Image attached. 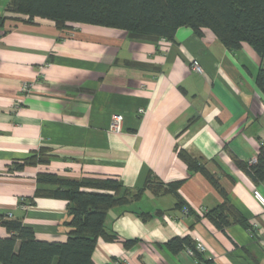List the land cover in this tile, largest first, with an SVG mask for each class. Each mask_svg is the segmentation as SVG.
<instances>
[{
	"label": "crops",
	"instance_id": "obj_1",
	"mask_svg": "<svg viewBox=\"0 0 264 264\" xmlns=\"http://www.w3.org/2000/svg\"><path fill=\"white\" fill-rule=\"evenodd\" d=\"M7 2L0 0V216L20 219L38 240L63 242L67 201L35 195L47 187L38 173L116 178L131 190L149 180L164 186L107 210L105 230L117 239L98 237L94 264H264V208L252 195L264 197V178L241 167L264 148V94L255 84L264 54L246 42L228 50L206 27L180 26L170 39L78 22L60 30L6 12ZM114 113L123 117L119 131L109 129ZM180 150L204 165L248 228H219L206 216L224 195L188 170ZM34 154L41 159L8 169ZM174 182L175 192L167 189ZM173 237L205 250L173 252L165 245Z\"/></svg>",
	"mask_w": 264,
	"mask_h": 264
},
{
	"label": "trees",
	"instance_id": "obj_2",
	"mask_svg": "<svg viewBox=\"0 0 264 264\" xmlns=\"http://www.w3.org/2000/svg\"><path fill=\"white\" fill-rule=\"evenodd\" d=\"M5 11L28 19H48L60 30L69 23H88L126 30L132 38L145 36L172 38L180 26L195 32L209 28L228 50L248 43L260 56L264 54V0H8ZM6 16H1V19ZM255 84L264 94V63L255 75ZM190 172H200L224 195V200L206 216L222 228L237 221L248 228L246 220L228 203L216 179L197 159L178 151ZM41 155H31L8 169L35 163ZM43 160V159H42ZM254 180L264 178V148L255 163L241 164ZM35 195H46L67 201L66 240L36 239L33 229L20 219L0 216V225L8 233L0 237V264H94L92 252L98 237L117 239L105 230L104 219L109 208L137 199L144 187H161L146 180L144 187L131 190L116 178H69L53 173H38ZM180 182L167 187L175 192ZM191 211V210H190ZM133 240H126L128 245ZM165 245L173 252L183 247L195 250L188 237H173Z\"/></svg>",
	"mask_w": 264,
	"mask_h": 264
},
{
	"label": "built area",
	"instance_id": "obj_3",
	"mask_svg": "<svg viewBox=\"0 0 264 264\" xmlns=\"http://www.w3.org/2000/svg\"><path fill=\"white\" fill-rule=\"evenodd\" d=\"M192 69L194 71L201 72V68L196 62L193 64ZM29 88H30V84L29 83H23L22 86H21V90L22 91H27V90H29ZM122 120H123V117H122L121 114H119V113L112 114V117H111V120H110V123H109V129L115 130V131L121 130V128H122ZM255 162L256 161L253 160L252 162H250V164L255 163ZM252 195L261 204V206L264 208V197L262 196V194L257 189H253L252 190ZM184 213L185 214H189L190 213V208H185ZM195 249L197 251H204L205 247L201 243L196 242ZM187 250H188L189 254H193L194 253V250L192 248H190V247H187ZM123 263L124 264H130V262L128 260H126V259L123 260ZM112 264H119V262L117 260H114L112 262Z\"/></svg>",
	"mask_w": 264,
	"mask_h": 264
}]
</instances>
